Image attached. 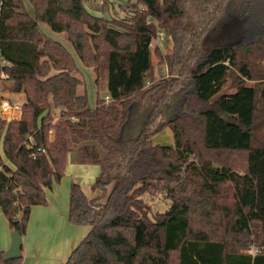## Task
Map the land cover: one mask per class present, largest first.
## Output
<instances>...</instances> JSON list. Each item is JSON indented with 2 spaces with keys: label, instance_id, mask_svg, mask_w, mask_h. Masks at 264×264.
<instances>
[{
  "label": "trees",
  "instance_id": "16d2710c",
  "mask_svg": "<svg viewBox=\"0 0 264 264\" xmlns=\"http://www.w3.org/2000/svg\"><path fill=\"white\" fill-rule=\"evenodd\" d=\"M28 1L32 16L23 0H0V79L24 94L20 117L0 119L10 230L23 236L68 152L92 141L105 151L99 195L71 182L68 220L89 229L64 264H264V28L206 47L231 0H134L122 19L94 15L83 0ZM159 29L168 53L151 48ZM153 54L166 69L157 79ZM77 62L93 73L92 106ZM165 127L174 143H154ZM80 149L91 161L95 148ZM158 192L170 206L149 215L141 196ZM20 261L0 254V264Z\"/></svg>",
  "mask_w": 264,
  "mask_h": 264
},
{
  "label": "crops",
  "instance_id": "0c3cea01",
  "mask_svg": "<svg viewBox=\"0 0 264 264\" xmlns=\"http://www.w3.org/2000/svg\"><path fill=\"white\" fill-rule=\"evenodd\" d=\"M157 46V42H155ZM153 47V46H152ZM160 47V46H159ZM19 118L21 110L13 111ZM91 145L95 152L91 161L80 160V147ZM105 151L96 143L86 141L69 151L60 181L46 189L47 203L30 209L26 231L22 236L20 264H64L72 249L87 234V225L68 220V197L71 182H76L88 198L99 195L93 183L99 173L98 160ZM89 190V191H88ZM10 228L0 209V254L10 247Z\"/></svg>",
  "mask_w": 264,
  "mask_h": 264
},
{
  "label": "rangeland",
  "instance_id": "374dc122",
  "mask_svg": "<svg viewBox=\"0 0 264 264\" xmlns=\"http://www.w3.org/2000/svg\"><path fill=\"white\" fill-rule=\"evenodd\" d=\"M134 0H105L103 5H100L96 0H83L84 6L94 15L111 18H126L134 12ZM25 11L33 15L32 5L28 0H23ZM45 34L53 39L59 40L66 45L65 35L63 33H55L41 25ZM264 28V3L261 0H234L224 7L208 29L203 46H210L217 43H237L239 41H249L254 39L257 34ZM165 32V31H164ZM155 41L152 43L154 47ZM205 44V45H204ZM157 46L162 53H168L171 50L172 41L167 32H165V39L159 42ZM204 48V47H203ZM153 75L154 79L161 78L166 74L165 65L159 63L156 54L152 56ZM81 75L86 84L87 97L90 105L95 102L96 92L94 87V77L91 70L87 69L79 62H77ZM247 84H252V81H247ZM230 81L226 82L225 91H230ZM105 92H100L103 95ZM0 96L9 99L10 101L23 103L24 94L22 92H15L13 89V82L7 79H0ZM14 116L12 112V116ZM136 129L131 132L135 133ZM154 143L169 145L174 143L173 133L170 128L165 127L155 133L152 137ZM0 155L3 156V151L0 143ZM89 191V190H88ZM142 199L148 206V214L151 215L155 211L163 212L170 206V200L161 192L155 195L149 193L142 194Z\"/></svg>",
  "mask_w": 264,
  "mask_h": 264
},
{
  "label": "built area",
  "instance_id": "2783aa9c",
  "mask_svg": "<svg viewBox=\"0 0 264 264\" xmlns=\"http://www.w3.org/2000/svg\"><path fill=\"white\" fill-rule=\"evenodd\" d=\"M100 3V5L103 4L104 0H96ZM165 39V32L162 29L157 30L156 36L154 41L159 43L162 42ZM105 99H108V95L104 96ZM21 107V104L10 101L9 99L3 98L0 96V119H8L12 116L13 111H18Z\"/></svg>",
  "mask_w": 264,
  "mask_h": 264
},
{
  "label": "water",
  "instance_id": "95a60500",
  "mask_svg": "<svg viewBox=\"0 0 264 264\" xmlns=\"http://www.w3.org/2000/svg\"><path fill=\"white\" fill-rule=\"evenodd\" d=\"M7 120H10L8 118ZM21 246H22V237L19 233L15 231L10 232V247L9 249L4 252V259H16L21 256Z\"/></svg>",
  "mask_w": 264,
  "mask_h": 264
}]
</instances>
